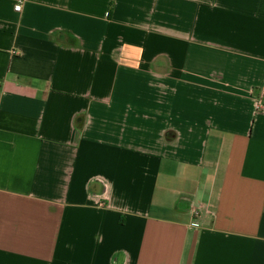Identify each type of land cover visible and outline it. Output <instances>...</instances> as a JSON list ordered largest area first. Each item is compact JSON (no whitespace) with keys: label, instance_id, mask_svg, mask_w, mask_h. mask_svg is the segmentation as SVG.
<instances>
[{"label":"crops","instance_id":"obj_1","mask_svg":"<svg viewBox=\"0 0 264 264\" xmlns=\"http://www.w3.org/2000/svg\"><path fill=\"white\" fill-rule=\"evenodd\" d=\"M259 100L264 0H0V264H264Z\"/></svg>","mask_w":264,"mask_h":264},{"label":"built area","instance_id":"obj_2","mask_svg":"<svg viewBox=\"0 0 264 264\" xmlns=\"http://www.w3.org/2000/svg\"><path fill=\"white\" fill-rule=\"evenodd\" d=\"M21 6H22V5H21L20 3H18V4L16 5V10H20V9H21ZM257 108H258V109H264V104H263L262 100H259V101H258Z\"/></svg>","mask_w":264,"mask_h":264}]
</instances>
